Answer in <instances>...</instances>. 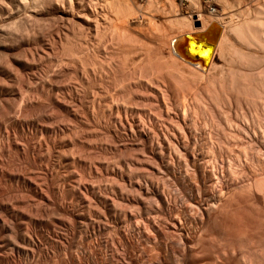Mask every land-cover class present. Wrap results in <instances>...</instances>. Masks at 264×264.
I'll list each match as a JSON object with an SVG mask.
<instances>
[{
    "label": "bare ground",
    "instance_id": "obj_1",
    "mask_svg": "<svg viewBox=\"0 0 264 264\" xmlns=\"http://www.w3.org/2000/svg\"><path fill=\"white\" fill-rule=\"evenodd\" d=\"M0 264H264V0H0Z\"/></svg>",
    "mask_w": 264,
    "mask_h": 264
},
{
    "label": "rangeland",
    "instance_id": "obj_2",
    "mask_svg": "<svg viewBox=\"0 0 264 264\" xmlns=\"http://www.w3.org/2000/svg\"><path fill=\"white\" fill-rule=\"evenodd\" d=\"M195 26H200V23H198V22H195Z\"/></svg>",
    "mask_w": 264,
    "mask_h": 264
}]
</instances>
